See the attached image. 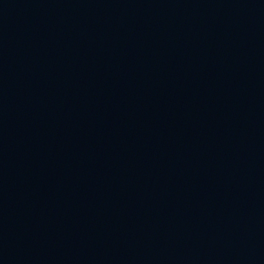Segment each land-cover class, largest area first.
I'll return each instance as SVG.
<instances>
[{"label":"water","instance_id":"water-1","mask_svg":"<svg viewBox=\"0 0 264 264\" xmlns=\"http://www.w3.org/2000/svg\"><path fill=\"white\" fill-rule=\"evenodd\" d=\"M0 264H264V0H0Z\"/></svg>","mask_w":264,"mask_h":264}]
</instances>
